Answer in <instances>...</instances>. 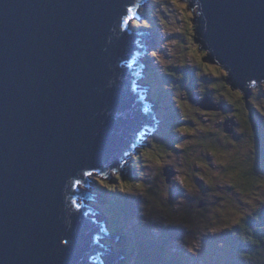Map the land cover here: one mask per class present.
Listing matches in <instances>:
<instances>
[{
  "label": "water",
  "instance_id": "95a60500",
  "mask_svg": "<svg viewBox=\"0 0 264 264\" xmlns=\"http://www.w3.org/2000/svg\"><path fill=\"white\" fill-rule=\"evenodd\" d=\"M188 1L205 63L249 95L264 82V0ZM144 2L0 0V264H98L96 238L117 242L78 187L110 178L152 125L133 62Z\"/></svg>",
  "mask_w": 264,
  "mask_h": 264
},
{
  "label": "rangeland",
  "instance_id": "374dc122",
  "mask_svg": "<svg viewBox=\"0 0 264 264\" xmlns=\"http://www.w3.org/2000/svg\"><path fill=\"white\" fill-rule=\"evenodd\" d=\"M146 3L140 7V14L143 15L141 18L144 20L132 19L131 21V28L139 32L143 29H138L136 24H143L145 21L152 25L157 24L154 30L147 32L150 37L148 40L150 55L148 54L146 68L148 65L149 68L156 67L160 77L167 66L175 72H172L173 77L166 78L165 83L163 81L161 86L156 84L148 87L153 100L158 102L160 129L156 134L145 133L141 139L143 145L134 150L135 153L130 152L126 155L129 167L125 169V174L111 171V177L106 178L96 172V176L88 178L92 181L91 186L94 191L97 188L105 189L99 182L100 179L108 184L143 182L148 194L154 198L132 196L134 200L131 198L132 204H130L132 208H138L141 216L140 222L144 226H141L142 230L148 232L149 235L156 236L157 239H162V233L171 232L172 229L176 233V229L180 228L181 236L176 237L175 243L167 238V245L156 251L152 250V246H148L141 260L138 257L131 259L116 249L113 251L114 254L123 256L121 257L123 260L134 264H164L162 262L164 257L165 259L168 257V261L172 262V253H179L182 257L196 253L193 262L198 263L195 257H202V264H210L214 258L208 259V255L201 249L206 247L205 245H212L213 240L218 236H220L217 238L218 243L224 241V236L221 235L226 231L224 225H235L234 221L236 220H241L252 213L258 215L262 210L264 211V205L260 203L261 200H264V188L259 187L260 181L264 179V152L262 150V145L264 146V117L257 108L253 110V103L264 105V82L259 83L256 89H251L248 92L249 95L244 93V98L252 110L254 127L262 132L260 134L255 129L262 139V153H254L255 145L250 141L249 133L246 132L243 125L233 116L234 109L230 106L232 112L229 108L226 109L222 104L223 101L218 100L219 97L212 89L215 87L214 77L219 75L222 68L216 64L202 63L203 57L204 59L210 57L209 53L204 55V50L200 53L198 48L201 49V44L194 43L199 40L198 35L193 38V26L199 16L198 9H190L188 0H146ZM177 4H186L188 7L181 9L176 6ZM188 13H191V16ZM148 41H146V46ZM153 53H155V60H151L150 65L149 60ZM202 67L204 69H201ZM202 71H204V76ZM205 72L208 73L207 76H205ZM222 72L224 71L222 70ZM175 76L176 79H174ZM185 76L186 85L182 82ZM225 77L228 80L229 75L225 74ZM143 81L146 82L145 78ZM169 81L172 83L171 90L167 87ZM177 87H179L178 90H176ZM202 89L208 93L206 97L203 95ZM237 91L239 90L235 89L234 93H240ZM203 107L209 111H215L218 116H205ZM224 121H226L225 127L223 126ZM207 127L216 133L221 132V137L231 138L233 155L229 157L230 144L226 147L220 143L203 146V132ZM181 129L187 131H181ZM174 133L179 134L178 139L174 138V140L177 139L176 143L179 147L176 144L173 145ZM186 135L192 137V140H184ZM221 142L225 143V141ZM148 151L154 157L153 160L144 157L143 153ZM213 152L216 153L215 156L212 155ZM205 153H209L210 160L206 156V161L198 164L196 162L198 154L204 158ZM221 153L225 154L221 155ZM134 158H136L135 163L133 162ZM156 159L160 160V165L155 164ZM217 160L220 163H216ZM132 164L137 166L140 173L134 179L130 177ZM191 164L192 166L197 165L195 170H192ZM201 164H207V167H201ZM145 165L149 166L145 167ZM245 171L251 173L253 178L247 183L248 189L241 191L237 188L238 181L234 182L233 179ZM164 175L170 184L166 183ZM200 176H203L204 179L201 180ZM117 177L120 179L117 180ZM181 177L186 180L189 186L194 185L187 198L182 191L184 185L179 182ZM209 179L214 187H209ZM233 184L234 188L231 187ZM80 188L88 190L87 186L82 183ZM161 192H164V195ZM113 193L111 192L112 195ZM117 194H119V200L120 198L127 200V196L119 191L115 194L116 199ZM105 198L109 199L113 203L112 205L117 201L110 199L107 192H105ZM179 201H183V203L179 204ZM245 201H251V203H245ZM103 204L102 208L107 211L108 215V206H106L108 204L102 201L101 205ZM110 209L112 208L110 207ZM213 229L216 231L214 232ZM111 237L115 238L113 235ZM135 240L136 238H133V243ZM111 242L117 244L112 239ZM207 248L206 251L209 252ZM123 260L114 264H120ZM103 264L112 263L106 257Z\"/></svg>",
  "mask_w": 264,
  "mask_h": 264
},
{
  "label": "trees",
  "instance_id": "16d2710c",
  "mask_svg": "<svg viewBox=\"0 0 264 264\" xmlns=\"http://www.w3.org/2000/svg\"><path fill=\"white\" fill-rule=\"evenodd\" d=\"M145 25H147V27H145ZM196 25L193 26L194 28L193 38H196L198 35ZM136 27L138 29L140 28V29L154 30L157 27V24L152 25L149 22L145 21L143 22V24L141 23L136 24ZM194 43L196 42L194 41ZM198 50L200 53L202 52L201 49L198 48ZM203 52H204V55L209 53L208 51H205V50ZM154 58L155 56L152 54L149 60L150 65H151L150 61L153 60ZM204 62H206V59H204L203 57L202 63ZM201 69H204V68L202 67ZM172 70L173 69L168 68V66L165 67L163 75H161L160 77V73L159 71H157L156 67L149 68V65H148V69L145 71V74H146L145 81L146 83L149 84V86H154L156 84L161 86L163 84V81L166 80V78H168L169 76L170 78L173 77L171 73L174 71ZM202 72L204 76V71ZM225 74H227L225 73V71L224 72H222V70L219 71V75L214 77L215 79L213 81H214L215 87H213L212 89L215 91L216 96L219 97L218 100L223 101L222 104L223 106H225L226 109L227 108L230 109V107L234 109L232 113L233 116L236 117L238 122H240L243 125L246 132L249 133L248 137L250 141H252L253 144L255 145L254 153H262V150L264 152V146L262 145V139L259 136V133L261 134L262 132L259 131L257 127H254V121H253V116H252L253 114L251 112L252 110H251V107L248 106L246 98H244V91L239 90L237 92H240V93L235 94L234 89L230 86V83H228L225 77ZM207 75L208 73L205 72V76ZM174 79H176V76L174 77ZM182 82L184 85H186L185 83L186 76ZM168 84L169 85L167 87H169V89L171 90L172 83L169 81ZM179 87H177L176 90H178ZM252 88L254 89V86ZM202 92L205 97L208 95V93L204 92L203 89H202ZM153 99L154 98L152 97V100ZM157 105H158V102L155 103V107H157ZM256 105L257 104L253 103V110L257 108L258 110H260L262 116L264 117V105H260V104L257 106ZM203 111L205 113V116H212V117L218 116L215 111H209V110H203ZM225 120L227 121L226 118ZM226 121L223 122L224 127H225L224 124ZM255 129H257L259 133L258 132L256 133ZM203 136H204L203 146L209 145V144L218 145L220 143L223 147H226V146H229L230 144L229 157L234 154L231 151L232 145L231 143H229V141H231L230 140L231 138L221 137L222 136L221 132L216 133L215 131H213L212 129H208L207 127V129L203 132ZM177 137H179V134L174 133V137L172 138L173 145L174 144L178 145L176 143L178 139ZM174 138H177V139L174 140ZM188 139L192 140V137H189L188 135H186L184 140H188ZM197 141L199 142V139H197ZM221 141H225V143ZM261 145H262V150H261ZM206 156H208L210 160L211 156L209 155V153H205L204 158L201 156V154H198L196 162L199 164V163H202L203 161H206L205 160L207 158ZM135 161H136V158L133 159L134 163ZM191 167H192V170H195V167H197V165L194 164V166H192L191 164ZM130 172H131L130 177H132L133 179L136 178V176L140 175L137 169V166L135 164H132V166L130 167ZM164 177L166 181L167 177L165 175ZM252 178H253V175L245 171V172H242L238 177L233 179V181L234 182L238 181L237 188L239 190L246 191L248 189L247 183ZM166 183L170 184L167 181ZM99 191L102 194V201L103 202L105 201L108 204L106 206H108L107 208H108L109 216L107 215L106 213L107 211L105 209H104L105 212L104 211L103 212L108 217V221L111 224L112 232L116 236L118 235V236H121L122 238L120 244L118 245L113 244L119 253H125L131 259L138 257L139 260H141V258L145 255V251L147 250L148 246H152L151 247L153 248L152 250L156 251L158 248L167 245V242H166L167 238H170L175 243L176 237L181 236L180 228L176 229L177 230L176 233H174L173 229L171 230V232L162 233L163 235L162 239H157L156 236L152 234L149 235L148 232L146 231L144 232L142 230L141 226L143 225H141V222H140L141 216L139 215L138 208H132L131 207L132 205H130L132 204L131 198L134 200L133 198L134 196L133 197L127 196V200L126 198L125 200H122L121 198L119 200V194H117L118 196L117 199L115 195L118 191L114 192L115 194L113 193V195L111 194L110 191L106 189H101ZM105 192H107L110 199L117 200L116 202H114V205H112L113 203H111L109 199L105 198ZM161 193L164 195V192H161ZM101 206L104 207V204ZM110 207L112 209H110ZM237 227L240 228L239 231L233 229V232L229 233V235L227 234V237L226 235L225 236L223 235L224 236L223 242L218 243L217 238H216L214 239L215 241L213 240L212 245H205L206 247H208L207 249H209V252L206 251V247L201 249L203 252H205L208 255L209 257L208 259H210L211 257H214L213 252L214 251L216 252L215 253L216 262H214L213 260L212 262H210V264H264V212L261 211V213H259L258 215H256L255 213H252L242 218L240 220V226H237ZM143 234H145V237H143ZM132 237L136 238L135 243H133ZM253 240L259 241V243L258 244L251 243V241ZM245 241H248V243H245ZM194 256L195 255H193V253H190L187 257H182L179 253L178 254L172 253L171 254L172 262L171 260L168 261V257L166 259L164 257V261L162 262H164V264H195V263L202 264L203 258L195 257L197 258V261H198L197 263V262L192 261L194 259ZM252 260H254L253 263H252ZM120 264H134V263H130L129 261L123 260V262Z\"/></svg>",
  "mask_w": 264,
  "mask_h": 264
},
{
  "label": "snow or ice",
  "instance_id": "6c2138e0",
  "mask_svg": "<svg viewBox=\"0 0 264 264\" xmlns=\"http://www.w3.org/2000/svg\"><path fill=\"white\" fill-rule=\"evenodd\" d=\"M176 6L178 8H181V9L188 7V5H186V4H183V5L182 4H177ZM128 12H131V9H128ZM188 15L191 16V13H188ZM128 22L129 21L127 19H125L123 23L125 25H127ZM145 27H147V25H145ZM153 55H155V53H153ZM181 131H187V130L186 129H181ZM229 143H231V141H229ZM178 147H179V145H178ZM224 154L225 153H221V155H224ZM143 155L148 160H153L154 159V157L151 155V152L150 151L144 152ZM169 155H170V153H169ZM212 155L215 156L216 153L213 152ZM216 163H220V161L217 160ZM155 164L156 165H160V160L156 159L155 160ZM148 166L149 165H145V167H148ZM200 166L201 167H207V164H201ZM96 175H97V173L94 172V171H88L87 173H85V177H94ZM199 178L201 180L204 179L203 176H200ZM116 179L119 180L120 177H117ZM99 182L101 183V185H102L103 188L107 189L110 192L119 191L120 193H123L125 196H140V197H145L146 199H153L154 198L152 195L148 194V190H147V188H146V186H145V184L143 182L135 183V184H133V183H123V182L120 183V184H116V183L108 184V183H104L103 182V179H100ZM179 182L184 185V189L182 191H183V194L185 195V198H187V196L192 192V187H194V185L193 186H189L187 184L186 180L183 177L180 178V181ZM76 184L79 185L80 184V181L77 180L76 181ZM208 184H209V187H214L211 179L208 180ZM231 187L234 188L235 185L233 184ZM259 187L260 188H264V179H262L260 181ZM177 190L178 191H181L180 189H177ZM216 194H218V193H216ZM178 203L179 204H182L183 201H179ZM245 203H249L250 204L251 201H245ZM260 203L262 205H264V200H261ZM161 211H163V209H161ZM217 211H219V209H217ZM234 224L236 226H240V220L234 221ZM224 228L227 229V230H232L233 225H227L226 224V225H224ZM213 231L215 232L216 229H213ZM63 243L64 244H67L68 241L65 240V241H63ZM245 243H248V241H245ZM251 243L258 244L259 241L253 240V241H251ZM193 255H196V253H193Z\"/></svg>",
  "mask_w": 264,
  "mask_h": 264
},
{
  "label": "bare ground",
  "instance_id": "6f19581e",
  "mask_svg": "<svg viewBox=\"0 0 264 264\" xmlns=\"http://www.w3.org/2000/svg\"><path fill=\"white\" fill-rule=\"evenodd\" d=\"M144 3H146V2H144ZM144 3H143V5H144ZM147 3H149V2H147ZM146 3V4H147ZM149 5H150V3H149ZM142 5L141 4H139V7L135 10V13L139 16V18H140V20L137 18V17H134L133 19H136V21H142V20H144V18H141L143 15L142 14H140V7H141ZM135 21V22H136ZM133 26V25H132ZM150 53V48L149 47H147V57H148V54ZM150 55V54H149ZM145 78V77H144ZM144 78H143V80H144ZM150 95V97L152 98V96H151V94H149ZM155 103H156V101H154ZM144 131L146 132V133H149V131H148V129H144ZM148 131V132H147ZM144 134L145 133H140V137H144ZM141 139L142 138H138V141L140 142L138 145H136L135 147H133V150H137V148H139L140 147V145H143L142 143V141H141ZM145 145V144H144ZM129 154V153H128ZM94 172H96V171H94ZM111 172V171H110ZM97 173H99V172H97ZM125 174V173H124ZM109 175H110V173H109ZM124 176V175H123ZM86 178H88V177H86ZM89 179V178H88ZM91 183H92V181L90 180V181H88V184H89V186L90 187H87L88 188V190L87 191H89L91 194H94V195H98V196H94V195H92V198H94L96 201H94V200H92L91 201V203H90V205H88V206H90L94 211H96V212H98V213H91V216H87L86 215V217L87 218H91V219H95V222L96 223H103V224H105V226H106V229H107V232H108V234H109V236L111 237L112 235L113 236H115V238L118 240L119 239V241L117 242V245L118 244H120L121 243V240H122V238H121V236H116L115 234H113V232H112V229H111V224L109 223V221H108V217L106 216V214L103 212V211H105V210H103V208H102V206H101V202H102V194L100 193V191L99 190H101V189H99V188H97L96 189V191H94V189H93V187L91 186ZM81 187V184L79 185V189H81L80 188ZM83 191H85V190H83ZM97 239V241L100 243V244H103V245H109V247H106V249H108V250H110L112 253H113V251H115V246L113 245V244H116V243H113V242H111V239L110 238H107V237H98V238H96ZM141 240H143V239H141ZM132 241H133V237H132ZM111 246H113V247H111ZM117 250V249H116Z\"/></svg>",
  "mask_w": 264,
  "mask_h": 264
},
{
  "label": "clouds",
  "instance_id": "9594fccd",
  "mask_svg": "<svg viewBox=\"0 0 264 264\" xmlns=\"http://www.w3.org/2000/svg\"><path fill=\"white\" fill-rule=\"evenodd\" d=\"M258 84H259V83H258ZM258 84H257V85H258ZM257 85H253V86H254V89L257 88ZM253 86H251V89H253V88H252ZM251 89H250V90H251ZM159 129H160V128H158V131H159ZM260 211H261V210H260ZM262 211H263V210H262ZM263 212H264V211H263ZM260 213H261V212H260ZM233 229L238 230V231L240 230V228H238L237 226L233 225L232 230H227V229H226V231L223 232L221 235H224V236L226 235V237H227V234L229 235V233H232V232H233ZM216 237H217V236H216ZM219 237H220V236H219ZM219 237H217V238H219ZM213 255H215V254H213ZM215 256H216V255H215ZM215 256H214V257H211V258H214V262H216ZM252 263H253V262H252Z\"/></svg>",
  "mask_w": 264,
  "mask_h": 264
}]
</instances>
